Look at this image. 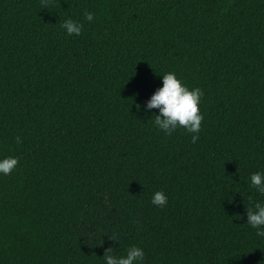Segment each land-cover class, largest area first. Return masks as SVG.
I'll list each match as a JSON object with an SVG mask.
<instances>
[{"label":"trees","instance_id":"16d2710c","mask_svg":"<svg viewBox=\"0 0 264 264\" xmlns=\"http://www.w3.org/2000/svg\"><path fill=\"white\" fill-rule=\"evenodd\" d=\"M169 72L204 93L198 134L167 135L146 107ZM8 157L0 264H106L133 246L137 264H264L246 211L264 205L251 184L264 174V0H0Z\"/></svg>","mask_w":264,"mask_h":264},{"label":"clouds","instance_id":"9594fccd","mask_svg":"<svg viewBox=\"0 0 264 264\" xmlns=\"http://www.w3.org/2000/svg\"><path fill=\"white\" fill-rule=\"evenodd\" d=\"M51 0H42V7L48 8ZM87 21L91 22L94 16L91 12H85ZM69 35H80L83 29V24L77 23L68 19L62 25ZM163 86L158 88L147 102V109H159V115L155 116V124L167 135H171L178 127L186 129L189 133L198 134L201 130V124L204 117L200 113L199 104L201 97L204 95L200 88L189 90L177 76L169 72L162 76ZM17 143L21 140L16 138ZM192 142L195 143L198 135H192ZM18 158L8 157L0 160V173L10 175L18 166ZM251 184L257 188L261 194H264V174L259 172L251 175ZM251 200V197L249 198ZM167 196L160 191L154 193L152 204L158 207L167 205ZM253 208L246 209L247 223L253 228L261 229L264 227V205L255 203ZM258 236H264V231H257ZM117 241L118 238L114 235L109 237ZM112 248H108L105 252L104 259L106 264H137L138 261L144 259V251L138 247H131L127 250L126 257L117 258L109 253Z\"/></svg>","mask_w":264,"mask_h":264}]
</instances>
